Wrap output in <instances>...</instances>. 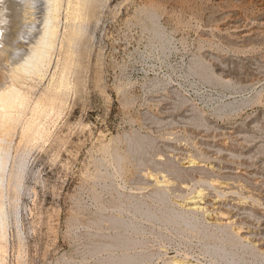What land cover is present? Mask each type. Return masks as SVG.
Masks as SVG:
<instances>
[{
	"label": "rangeland",
	"instance_id": "rangeland-1",
	"mask_svg": "<svg viewBox=\"0 0 264 264\" xmlns=\"http://www.w3.org/2000/svg\"><path fill=\"white\" fill-rule=\"evenodd\" d=\"M28 1L24 3L25 15L32 13L24 15L22 40L26 38V44L38 32L44 7L41 0ZM215 1L99 0L93 5L78 45L63 111L42 120V126L48 128L46 139L18 147L16 136L11 145L10 164L16 161L21 182L16 185L14 180L5 200L8 242L1 253H5L4 264H82L93 260L90 244L105 239L96 234L112 232L107 223L95 222L99 216L117 212L123 199L156 203L157 187H146L149 183L143 171L153 168L175 179L160 186L166 188L171 205L201 187L213 189L215 176L205 169H187L190 158L201 164L212 162L217 168L224 166L223 170L248 171L250 178L244 174L246 177L240 176L237 182H242L246 191L253 188L246 196L251 193L256 197L246 203L264 210V39L252 45L236 39L233 29H220L217 14L237 3L224 0L218 5ZM252 5L241 8L250 15L262 12ZM149 8L157 13L168 47L152 32L145 16ZM63 19L61 16V29ZM195 58L207 62L216 73L221 63L240 75L233 78L231 87L206 82L190 71ZM57 61L56 50L47 76L33 83V99L48 85ZM233 96L247 102L236 110L218 112ZM168 106L173 110L170 114ZM198 113L206 122L203 126L194 122L193 115ZM132 136L143 139L140 152L130 150ZM116 154L124 156L122 163L116 161ZM240 198L241 202L246 199L244 195ZM140 233L148 263L162 264L175 255L200 257L210 263L201 234L159 224ZM252 257L247 254L245 264H251Z\"/></svg>",
	"mask_w": 264,
	"mask_h": 264
},
{
	"label": "bare ground",
	"instance_id": "bare-ground-1",
	"mask_svg": "<svg viewBox=\"0 0 264 264\" xmlns=\"http://www.w3.org/2000/svg\"><path fill=\"white\" fill-rule=\"evenodd\" d=\"M41 1L44 7L40 23L37 21L38 32L26 44L24 42L26 38L22 40L26 27V22H24L25 0H0V264H4L5 253H1L5 252L8 242V211L5 200L8 195V189L14 180L16 185L21 182V171L20 168L16 167V161H12L14 162L13 165L12 163L10 164L11 145L16 136L18 147L23 144H35L41 139L43 140L47 135L48 128L45 129L42 126V120L63 111L66 101L65 97L68 94L67 90L71 88L69 77L74 64H76L80 38L85 32L91 8L99 0ZM235 1L237 3L236 6L223 9L224 11L218 13L217 18L215 17L220 29H233V35L236 39L252 45L262 38L264 39V0ZM215 2L218 5L225 3L224 0H216ZM248 4L250 6L253 4L262 12L257 13L254 8L256 11L255 15H252V13L251 15L250 13L247 14L242 8L247 7ZM33 6L31 5L30 7ZM61 16H64L63 20L65 21L63 29L60 28ZM145 16L150 21L154 36L161 41L163 47H168L169 39L158 22L157 13L149 8L146 10ZM28 22L30 23L31 20ZM34 25H32L33 29H35ZM56 50L58 51V61L53 73L51 71L50 81L44 90L33 99L31 95L35 87L33 83L38 80L41 81L47 76ZM206 63L200 58H195L190 65V71L198 74L206 82H221L224 86L231 87L233 86L232 82H234L233 78L240 75L237 70L221 63H216L218 75L226 77L221 78ZM245 101L246 99L244 98L233 96L232 100L220 105L218 112L236 110ZM181 102L184 103L183 101ZM168 108V113H172V108L170 106ZM193 116L195 124L203 126L206 123L203 115L201 116L198 113ZM220 128L226 127L222 126ZM204 129L206 128L204 127ZM226 134L228 133L226 132ZM143 142L141 137L132 136L130 138V150L140 152L143 148L142 145H144ZM147 142L151 144V141ZM115 159L118 163H122L124 156L116 154ZM188 162L187 169H205L206 172H209L208 175L211 172L216 177H213L215 183H211L212 177H209L210 183L214 185V187L210 185L213 189L207 186L205 188L201 187L192 191L188 196L186 195L187 197L184 196L185 198L181 195L183 199L177 198L178 200H175L171 205L170 201L167 203L166 188L164 190L160 186L169 185L175 182L173 181L175 179L173 178L172 180L168 174L156 172L153 168L152 170L143 171V177L146 179L144 181L149 183V186L146 187L150 188L153 185L157 187L155 193L157 196L154 198L156 203L154 201L150 203L147 200L123 199L117 205V212L99 216L95 222L98 225L107 223L112 232L105 234L96 232V235L103 236L105 239L94 240L90 244L89 253L94 259L92 258L93 260L88 262L83 261L82 264H151L147 262L148 251L143 248L138 234L155 227L156 224H159L160 227L162 225H168L169 227L173 225L178 231L201 234L205 254L211 257L210 260H207L210 263H204L199 260L200 257L195 259L189 255H175L165 260L162 264H245L247 262V254H253L250 260L251 264H264V219H261V214L264 216V210L259 207H252L248 204L249 202L246 203L248 198L256 197V195L252 196L250 193L246 196L247 192L249 193L253 188L250 191H246L241 187L243 185L241 184L242 182L240 185L237 182L238 178L245 176L244 174L250 178V173L248 171L242 173L240 171L232 172L229 169L223 170L224 166L217 168V166L213 165L214 163H209L208 161L209 164H201L202 162H198L193 158L188 159ZM15 168L18 169L17 172H15ZM235 168L237 169V167ZM205 171L204 173H206ZM252 177L254 178L255 175ZM254 183L256 185V182ZM16 185L14 187H17ZM254 188L256 189V186ZM160 191L162 192L159 193ZM259 192L261 193V190ZM238 195H244L246 201L243 200L241 202V196L239 197ZM254 216H256L255 220H253ZM102 252L104 254H100Z\"/></svg>",
	"mask_w": 264,
	"mask_h": 264
}]
</instances>
